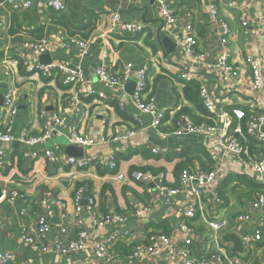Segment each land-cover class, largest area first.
<instances>
[{
    "label": "crops",
    "instance_id": "crops-1",
    "mask_svg": "<svg viewBox=\"0 0 264 264\" xmlns=\"http://www.w3.org/2000/svg\"><path fill=\"white\" fill-rule=\"evenodd\" d=\"M25 1L30 2L28 8L23 6ZM37 1H0V20L3 22V27L0 28V95L12 88L16 104V114L11 116L4 109L3 96L0 122L11 126L12 136L16 139L23 135L40 134L46 126H51L54 116L61 118L64 123L54 126L50 140L44 145L31 147L16 141L10 146H4L10 167L0 171V190H16L27 198L0 201V250H11L17 264H67V260L57 255L34 254L21 242L19 212L25 209V218L33 220L38 213L37 203L40 199L51 201L59 198L70 202L75 187L89 188L98 202L104 203L110 211L129 216L128 222L121 228V232L127 236L124 241L128 242L121 245L122 249L145 242L150 232L168 236L173 232L172 245H180L182 235L177 231V223L187 206L186 194L176 196L174 202L166 206L158 199L155 183H135L130 173L133 168L150 170L155 174L162 173L164 178L161 184L175 185L179 175L175 173V169L179 164L184 163V168L208 170L213 168L215 162H220L226 170L225 175L214 186L206 188L200 200L204 210L203 217L208 221L215 219L222 225L221 231L216 233L217 244L206 241L212 230L197 215L191 221L196 239L191 241L188 248L192 256L200 257L207 247L214 248L217 245L236 264H264V208L255 211L250 220L235 223L237 216L247 211L255 197L264 194V185L258 189L246 188L247 182L237 181L246 177L258 185L248 165L225 157H222L225 160L221 159L219 149L211 143L208 136H175V120L162 124L160 131L163 134H158L151 127L152 118L149 115L138 113L129 103L123 109L119 107L126 102L129 89L127 92V88L110 90L100 84L93 73L95 68L102 66L111 67L119 73L123 66L130 64L134 76L137 70L147 68L148 87L156 97L158 108L168 110L182 95L185 99L184 108L193 116V120L198 121L195 115H199V100L186 98L185 88L177 79L180 56L175 50L167 53V44L156 43L155 33L159 24H145L141 19L143 7H148L145 22L160 17L156 0H67L66 11L61 15L67 20L68 26L82 30L81 35L77 32L80 38H94L89 54L84 58L80 56L78 45L67 42L70 35L68 28L55 21L61 17L52 11H40ZM165 1L173 8L175 23L172 29L178 31L190 25L198 37L199 50L207 54L212 62L224 49L220 44L219 20H223L230 27L231 36L225 52L236 66L238 80L242 85H229L228 78L215 75L208 66H192L196 71V81L202 82L215 95L218 113L231 110L232 105H241L250 115L264 116V89L261 93L250 90L247 93L249 73L243 64L246 53L258 52L256 43L259 45L260 41H257V33L260 24L264 22V0ZM212 3L218 11L216 18L209 15ZM112 11H121L119 14L125 22L141 23L144 32L136 35L115 31L108 33V14ZM242 19L245 20L244 24H241ZM161 31L165 37L171 39L170 30L166 26ZM87 33V36H83ZM42 37L47 40V50L42 59L44 62L50 60L51 64L79 65L83 69L87 88L113 99L87 97L80 88L62 85L57 77L42 78L37 74L27 73L25 66L32 63L34 58L23 47V43ZM40 60L38 58L39 63ZM186 67L190 68L188 64ZM102 123H105V143L99 142L102 138ZM218 128L226 130L227 126L220 120ZM74 130L96 142L93 147L76 146L82 151L75 155L102 158L114 156L117 171L97 166L79 171L67 166L64 162L70 156L66 154L65 148L70 144L69 138ZM130 131H138L134 139L129 142L114 141V138ZM217 135L218 132L215 136ZM246 144L248 153L254 159L264 156V144H259L254 137H247ZM44 148L51 152L56 161L48 162L43 158ZM154 148L159 151V155L152 153ZM34 150L40 154L37 160L28 157V153ZM199 150L201 151L198 153ZM116 173L123 175L121 181L114 179ZM233 188H236L235 191ZM243 191L245 192L242 195H237ZM218 196L223 203L217 202ZM58 220V217L54 218L52 223L57 224ZM258 224L263 227L262 241L251 248L242 244L243 252L236 251L234 245L224 239L226 235H234L241 240L245 233L252 232ZM91 252L89 246L86 247V255L94 264ZM112 253L122 258L120 252L112 249ZM133 264L180 262L170 248H165L153 259L136 261ZM206 264L220 263L216 259H209Z\"/></svg>",
    "mask_w": 264,
    "mask_h": 264
},
{
    "label": "built area",
    "instance_id": "built-area-1",
    "mask_svg": "<svg viewBox=\"0 0 264 264\" xmlns=\"http://www.w3.org/2000/svg\"><path fill=\"white\" fill-rule=\"evenodd\" d=\"M3 2H12V0H0ZM157 10L160 18L164 21V26L170 30V38L175 44V51L181 58L178 66L177 79L182 87H186L187 82H192L198 86V95L200 107L198 109V122L193 120V116L180 113L184 109V98L181 95L180 100L171 108H158L155 95L148 87L149 71L147 68L139 69L132 75L131 65L123 66L119 73L112 70L111 67L102 66L94 69V75L98 82L110 90L124 89L126 84L133 81L134 88L131 95L127 97L124 104L119 107L123 109L124 105L129 103L133 108L141 114L149 115L152 118L151 127L160 135L162 124L175 120L174 135L184 137L185 135L198 134L211 138V143L215 144L219 149L222 157L229 160H238L240 163L247 164L250 171L255 175L259 185H264V156L254 159L248 153L247 137L252 136L259 144H264V116L246 113L241 105H232L231 110H226L223 114L218 113L216 106L217 99L202 82H197L194 78L196 71L193 65L208 66L217 76H225L230 80L229 85L240 86L239 75L236 66L231 61L229 54L225 52L226 45L229 43L231 30L229 25L223 20H219L220 44L224 46L215 59L210 61L208 55L199 50L198 37L189 25L182 30H174L172 26L175 23L173 8L170 3L165 0H156ZM30 2L25 1L23 6L29 7ZM67 0H38L37 7L40 11H52L63 17L66 11ZM217 9L212 3L210 5V17L216 18ZM109 27L108 33L120 32L123 34H140L144 32V26L141 23L125 22L117 11L108 14ZM244 19L241 24H244ZM3 22L0 20V28ZM258 52H248L243 57V64L249 73V82L246 91L253 93H261L264 89V22L260 24L257 41ZM94 38L82 39L78 36L67 37V42L78 45L80 56L84 58L89 53L90 45ZM226 46V47H225ZM23 47L28 50L34 58L32 63L25 66L27 73H34L42 78L57 77L62 85L69 87L74 86L80 88L82 94L87 97H96L99 100L113 98L106 97L103 93L94 89L87 88L83 69L79 66H66L60 63L42 64L38 62V58L47 50V40L42 37L37 40H28L23 43ZM187 64L190 68L187 69ZM15 63H13V66ZM4 109L11 116L16 114V104L14 102V92L12 88H8L4 93ZM227 126V129L218 128L219 121ZM210 122V123H208ZM64 122L58 116L52 118L51 126H46L44 130L36 136L23 135L19 139L12 136L11 126L0 122V171L5 167H10V163L6 159L5 145L10 146L14 142H20L24 145L37 147L44 145L51 138V133L55 130L54 126L62 125ZM244 126V129H242ZM101 143H105L103 138L105 132V123L100 125ZM229 131V132H228ZM216 132L219 135L215 136ZM138 131L126 132L123 135L114 138V141L122 140L129 142L134 139ZM215 136V139L213 138ZM70 145L79 147H93L96 142L90 138L83 137L75 130L69 138ZM153 154L159 155V151L154 148L151 150ZM42 156L48 162L56 161L51 152L44 148ZM28 157L37 160L40 154L37 150L28 153ZM246 159V161L244 160ZM225 160V159H224ZM67 166L82 171L91 166L107 168L113 172L117 171L114 156L108 158L88 156V157H69L64 162ZM226 173L220 162H215L213 168L202 170L193 167H187L180 170L175 185L161 184L164 178L162 173H153L150 170H133L130 177L133 182L146 185L149 182L155 183L158 193V199L166 206L174 202L176 196L185 193L187 196V206L184 213L180 216L177 223V231L182 235L180 245H172V237L164 233L150 232L145 242L136 243L129 246V251L122 258L113 255L112 249L118 243H128L124 241L126 235L121 232L122 226L128 222L129 216L110 211L107 206H101L96 195L90 189L83 187H75L72 190L70 202L56 198L49 200L42 198L38 201V213L32 220H27L26 210L19 212V231L21 242L28 246L34 254L47 255L53 254L59 256L63 260H67V264H92V260L86 255V247L92 250L94 264H133L136 261L151 260L160 255L165 248H170L172 253L178 258L180 264H206L209 259H216L220 264H236L224 250L215 245L214 248L207 247L206 251L200 257L192 256L188 245L192 240L196 239L193 232L192 219L199 215L204 219L212 233L206 237V241L216 243V233L221 231L222 225L215 219L208 221L203 217L204 210L200 202L203 191L214 186L219 178ZM114 179L121 181L123 175L121 173L114 174ZM159 182V183H158ZM20 198L26 200L25 194L16 190L7 189L0 190V201L14 200ZM7 201V200H6ZM85 202V204H83ZM218 203H223L218 196ZM264 208V194H258L250 204L247 211L239 214L235 223L246 222L250 220L252 214ZM71 209V210H69ZM56 216V217H55ZM59 218L58 223H52L54 218ZM70 226L72 227L70 229ZM54 229V231H52ZM263 227L262 224L255 225L252 232L245 233L242 238V244L246 248L259 244L262 241ZM98 236V237H97ZM96 237V238H95ZM125 242V243H124ZM131 247V248H130ZM0 264H17L14 253L11 250H0Z\"/></svg>",
    "mask_w": 264,
    "mask_h": 264
},
{
    "label": "water",
    "instance_id": "water-1",
    "mask_svg": "<svg viewBox=\"0 0 264 264\" xmlns=\"http://www.w3.org/2000/svg\"><path fill=\"white\" fill-rule=\"evenodd\" d=\"M138 10H140V9H138ZM142 10H143V13H142L141 19L144 21L145 24H149V23L159 24L158 27H157L156 33H155V41H156V43L158 45L159 44H162V45L167 44V47H168V49L166 51L167 53H170L172 50H175V44H174V42H172V40L169 39L168 37H165L164 34L161 31L162 28L164 27V21H163V19H161L160 17H156V18H151L150 19V22H145L144 18L146 16L147 11H148V7H143ZM119 13H122V12L120 11ZM43 57L44 56L42 55L41 58H40L41 59L40 60L41 63H43V64H49L51 62L50 60H49V62H44L42 60ZM133 87H134V82L133 81H131L130 83H128L126 85V87H125V88H127L126 89V92L129 89V92H128L129 95L132 94ZM3 96H4V93H2L0 95V106L2 105V102H3ZM263 129L264 128H262V130ZM65 151H66V154L68 156H70V157L71 156L78 157L75 154L77 152H81L82 149L81 148H77L76 146H72V145L69 144L68 146H66ZM83 204H85V202H83ZM224 239H225V241L231 242L234 245V248H235L236 251L243 252L242 242H241V240L239 238H237L234 235H226Z\"/></svg>",
    "mask_w": 264,
    "mask_h": 264
},
{
    "label": "trees",
    "instance_id": "trees-1",
    "mask_svg": "<svg viewBox=\"0 0 264 264\" xmlns=\"http://www.w3.org/2000/svg\"><path fill=\"white\" fill-rule=\"evenodd\" d=\"M55 21H56L57 23H59V24H61V25H63V26H65V27L68 28V31H69V33H70L69 36H78V35H77V32H78V33L80 32L79 35H81L82 30H80V29H76V28H72V27H69L68 24H67V22H66L67 20L65 21L64 17L57 18V20H55ZM40 31H41V30H40ZM87 35H88V33H87V34H83V36H87ZM78 37H81V36H78ZM82 39H87V38L82 37ZM189 92H190L192 95H191ZM184 95H185L186 98L195 101V99L197 98L196 95H198V86L195 85L194 83L187 84L186 87H185V90H184ZM244 111H245V113H246V117H248V114H250V112H249L248 110H246V109H244ZM180 113L188 114V110L184 108V109L181 110ZM196 122H198V121H196ZM208 123H210V122H208ZM242 129H244V126H242ZM200 151H201V150H199L198 153H199ZM203 155H204L205 157H208V155L205 154L204 152H203ZM184 167H185V164H184V163L179 164V165L177 166V168L175 169V173L178 174L179 171L182 170ZM133 169H134V170H138L137 168H133ZM140 170H144V169H140ZM132 171H133V170H132ZM237 181H238L239 183L247 182V184H246V188L250 187V188L258 189V188H260V186H261V185H259V184L257 185L254 181H252V180H250V179H248V178H246V177H242V178H240V179H237ZM88 189H89V188H88ZM235 189H236V188H233V191H235ZM244 192H245V191H243V192H241V193H239V194H237V195H242ZM102 205H103V203H101V206H102ZM121 245H122V244L118 243L116 246H114L113 249H114L115 251L120 252V253H121L120 256H125V255L127 254V252L129 251V249H122V246H121Z\"/></svg>",
    "mask_w": 264,
    "mask_h": 264
},
{
    "label": "rangeland",
    "instance_id": "rangeland-1",
    "mask_svg": "<svg viewBox=\"0 0 264 264\" xmlns=\"http://www.w3.org/2000/svg\"><path fill=\"white\" fill-rule=\"evenodd\" d=\"M65 144V143H64ZM66 145V144H65Z\"/></svg>",
    "mask_w": 264,
    "mask_h": 264
}]
</instances>
